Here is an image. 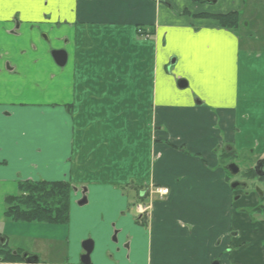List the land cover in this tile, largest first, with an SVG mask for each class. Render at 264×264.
Listing matches in <instances>:
<instances>
[{
  "label": "crops",
  "instance_id": "obj_1",
  "mask_svg": "<svg viewBox=\"0 0 264 264\" xmlns=\"http://www.w3.org/2000/svg\"><path fill=\"white\" fill-rule=\"evenodd\" d=\"M161 1L0 0V51L10 52L20 76L0 89L9 112L0 121V250L37 255L38 264H81L82 247L66 233L84 197L92 224L126 231L128 249L142 256L134 264H264V226L238 214L215 156L238 139L236 118L264 122V104L247 90L256 56L240 54L234 31L194 17L239 12L237 0L216 10L187 0L176 13ZM41 35L65 50L64 67L50 50L45 57ZM23 181L69 183L68 223L7 221L5 198ZM152 185L167 186L168 195L136 199ZM138 203L147 204L146 218ZM95 248L90 264H110ZM0 264L25 263L0 255Z\"/></svg>",
  "mask_w": 264,
  "mask_h": 264
},
{
  "label": "rangeland",
  "instance_id": "obj_2",
  "mask_svg": "<svg viewBox=\"0 0 264 264\" xmlns=\"http://www.w3.org/2000/svg\"><path fill=\"white\" fill-rule=\"evenodd\" d=\"M186 1L187 0H169V2H167L163 0L160 4L164 7L168 5L170 6L171 4V6L174 7L173 11L175 12V10H177L178 7L181 8ZM188 1L190 5L191 3H196L195 0ZM234 1L235 0H208L207 5L209 6L207 7L216 10L223 4L229 5L231 3H234ZM209 2H211V4H209ZM235 6L239 11V27L236 31H234L236 33L235 36L238 39V51H240V54H249V52H252L255 53L256 56V58L253 59L254 63H252V66H254L257 70L252 67V73H250L252 75V81L248 82V95L249 98L254 99V104H264V0H237L235 2ZM42 46L46 48L45 57L48 59V51L52 49L53 44H45L42 40ZM255 62H261L262 66L258 67V65L260 64H255ZM19 70L24 73L28 70V67L25 64H22ZM29 74L30 75L27 80L28 82L25 85V88H23V91H30L28 87L31 86L30 80H33L32 78L34 77V72L31 71ZM241 74L243 75V72ZM241 74L240 76H242ZM230 80V85H232L234 82L233 75L230 76ZM238 80H240L239 76ZM39 93H43V91H40ZM24 94L29 96L30 92H26ZM230 94H232V90ZM238 96L239 92L237 93L236 99H238ZM258 97L259 99L261 97V101H259ZM228 99L233 100V95H230ZM237 109H240V106ZM37 116L38 115L35 114V112L31 113L32 118L37 119ZM232 128V132L235 134L234 136L238 139L236 140V142L231 144H226L223 142V145H221L220 147L221 155L219 154L218 156L217 153L215 154V156H217L218 163L221 165V173L225 178V183L236 181L244 185V187L240 186L235 191H230V193L232 192V196L237 195L238 208L240 209L238 210V214L245 213L247 218H250L251 222H253L254 227H263L264 224L262 223V220H264V212L256 211L255 209L261 206L264 207V200L263 198H257L254 192V187H258L260 191H264V184L258 181L256 178L251 177L248 173V170H251L258 160L264 158V122H259L257 121V119L248 120V117L243 120L238 117L236 118V122H234V124L232 125ZM241 137L242 139H239ZM251 139L253 140V145L249 147V142ZM227 145H230L234 149V152L231 149L227 152ZM246 146L248 147L245 148ZM242 147V150L246 152L244 153L245 155H243V151L241 150ZM179 150L185 153L184 148H180ZM188 155L196 156L193 153H190ZM230 162H234L240 169L238 176L233 178L228 176L226 170L224 169L225 166ZM154 187L157 186L152 185L149 187V189L140 187V190L143 192L148 191V195L151 191V188L153 189ZM74 203L76 205V209L71 213L70 224L69 226H67L68 228L66 233V240L70 245L74 244L76 248H81V245L85 240H93L94 244H96L97 249H102L100 258H104V260H107L110 264H134L139 259H142L141 255L138 256L135 254L132 247L128 249V247L126 246L127 239L124 233L126 231L122 230L119 232L118 228L113 227V222L109 223V227L106 226V223L98 221L94 222L93 224L95 225L92 226L91 205L79 206L77 201H75ZM130 210V213L134 215V206L130 208ZM147 214L148 209L143 214V217L146 218ZM115 224L117 225L116 222ZM16 241L17 239H14L12 242L16 243ZM53 247L56 246L53 245ZM41 248L42 245L39 244L36 251L40 252V256L43 255ZM95 251L96 248L91 254H95ZM52 254L54 256L53 259L56 262L62 261V255L58 257L55 256L54 253ZM102 262L105 261L102 260Z\"/></svg>",
  "mask_w": 264,
  "mask_h": 264
},
{
  "label": "trees",
  "instance_id": "obj_3",
  "mask_svg": "<svg viewBox=\"0 0 264 264\" xmlns=\"http://www.w3.org/2000/svg\"><path fill=\"white\" fill-rule=\"evenodd\" d=\"M194 17L214 20L218 27L226 30L236 31L239 27V14L236 11L217 15L203 13ZM139 33L142 34L141 31ZM248 173L257 178L253 170ZM71 191L72 186L62 181L19 182L17 193L5 198L4 218L14 223L66 225L69 221ZM255 210L264 212V207ZM20 254L0 250L2 260L8 262H21Z\"/></svg>",
  "mask_w": 264,
  "mask_h": 264
},
{
  "label": "water",
  "instance_id": "obj_4",
  "mask_svg": "<svg viewBox=\"0 0 264 264\" xmlns=\"http://www.w3.org/2000/svg\"><path fill=\"white\" fill-rule=\"evenodd\" d=\"M202 1H206L208 2V0H202ZM51 57L53 59V61L55 62V64L58 67H64L67 61V54L65 52V50L60 49V50H52L51 51ZM177 86L179 89H184L187 87V83L184 80H178L177 81ZM263 166H264V158L258 160L255 163L254 166V171L255 174L258 175L259 177H264V171H263ZM225 170L228 172V174L231 177H236L239 174V167L235 164V163H228L225 166ZM244 187L243 184L239 183V182H233L230 184V188L231 189H237L238 187ZM260 195L259 197L262 198L263 193L262 191H260ZM86 204V199L84 197H82L79 201H78V205L79 206H83ZM82 250H83V254L80 257V263L81 264H90V255L93 251V247H94V243L92 240L88 239L85 240L82 245ZM21 259L22 261H24L25 264H38L39 263V257L37 255H33V254H29V253H22L21 254ZM212 264H220L219 262H214Z\"/></svg>",
  "mask_w": 264,
  "mask_h": 264
},
{
  "label": "flooded vegetation",
  "instance_id": "obj_5",
  "mask_svg": "<svg viewBox=\"0 0 264 264\" xmlns=\"http://www.w3.org/2000/svg\"><path fill=\"white\" fill-rule=\"evenodd\" d=\"M42 38L45 39V37L43 35H41V38H40L41 41H42ZM6 46H7V44H6ZM13 46H15V45H13ZM15 49L16 48H14V50ZM52 50H54V49H52ZM52 50H50V52ZM9 54H10L9 51H8V53L5 51H3V52L0 51V89H1V84H3L4 82L7 83L8 85H11L15 82V80L20 79V76L18 74L19 72L16 70V67L14 66V62L8 57ZM1 72L6 75L5 78L4 77L1 78V75H2ZM1 93H2V90H0V94ZM2 100H3V97L2 98L0 97V121H3V123H5V121L9 118V112L7 111V107H8L7 104L8 103H4V102H2ZM1 125H4V124H1ZM228 154H230V153H228ZM253 168L251 170H253V172L255 173ZM248 171H250V169ZM263 171H264V166H263ZM256 177H257L256 179L258 181H260L261 183L264 184V177L263 176L259 177L258 175H256ZM233 182H236V181H232L230 183H233ZM235 190H232V191H235ZM147 192L148 191H146V192L140 191L137 194L138 200H142V198L147 197L149 195V194L147 195ZM254 192H255L257 198H259V199L264 198V191H262V193H263L262 198L259 197L260 192H259L258 187H254ZM137 205H140V203H138ZM126 246L128 247V244H126Z\"/></svg>",
  "mask_w": 264,
  "mask_h": 264
},
{
  "label": "built area",
  "instance_id": "obj_6",
  "mask_svg": "<svg viewBox=\"0 0 264 264\" xmlns=\"http://www.w3.org/2000/svg\"><path fill=\"white\" fill-rule=\"evenodd\" d=\"M153 193H155L159 198H162L164 196H166L168 194V189L167 188H164V187H156V188H153ZM138 214H144L148 207L146 206H137L136 208Z\"/></svg>",
  "mask_w": 264,
  "mask_h": 264
}]
</instances>
